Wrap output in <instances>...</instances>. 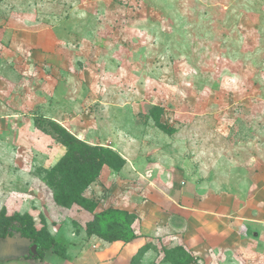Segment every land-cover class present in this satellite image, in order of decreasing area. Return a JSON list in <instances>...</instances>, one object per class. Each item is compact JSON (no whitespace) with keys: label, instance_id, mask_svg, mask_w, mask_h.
<instances>
[{"label":"rangeland","instance_id":"obj_1","mask_svg":"<svg viewBox=\"0 0 264 264\" xmlns=\"http://www.w3.org/2000/svg\"><path fill=\"white\" fill-rule=\"evenodd\" d=\"M0 102V212L70 243L75 264L104 261L81 237V215L97 210L57 205L46 184L65 152L59 128L125 156L120 177L104 170L86 192L131 191L133 222L115 224L122 241L151 233L142 220L158 206L144 200L213 193L217 215L253 230L215 236L206 259L188 263L264 264V0H0ZM150 244L138 264H173L172 242ZM35 249L17 233L0 238V264H61Z\"/></svg>","mask_w":264,"mask_h":264},{"label":"crops","instance_id":"obj_2","mask_svg":"<svg viewBox=\"0 0 264 264\" xmlns=\"http://www.w3.org/2000/svg\"><path fill=\"white\" fill-rule=\"evenodd\" d=\"M0 103V107L2 106V108H4L3 103ZM112 150L117 152L124 159V161L126 160L125 156H123L119 149ZM125 168H128L126 161L123 168L118 172H114L108 167L104 166L98 179L91 185L96 184L97 181L101 180L104 170H110L113 172L112 174L119 175L118 177H120V172L124 171ZM116 183L119 186H122L121 182ZM110 185L108 184L107 186L109 187ZM90 186L85 190L84 196L96 202L97 207L95 210H97V212L95 211V214L109 209L129 212V208H131L130 206H134L132 205V202L138 204L132 199V193L129 190H125L119 197L115 198L113 197L114 195L111 191L107 193V196L109 197L104 196L102 200L98 197H89L86 195V192L89 190V188H91ZM183 192L184 193L182 194L181 198H175V195L172 194H164L165 197L160 196L161 198L159 201H156L155 203L150 202L149 200H144L143 202L147 201L149 204L148 206H158L156 211L159 215H157V218L153 219L152 221L147 216L142 220V222L147 221L150 224L149 226L151 228V233L146 235L134 231V237L127 241L118 240L109 243L95 235H87L86 224L93 219L94 214L81 215L84 218L89 217L83 224V236L81 237L87 239L86 243L91 242L92 247L96 250L93 260L100 259L101 261H104V263L101 262L100 264H130L131 258L137 253V251L141 248L151 246L150 242L155 241L158 243L160 241H165L167 243V241H169L172 242L176 248L180 247L185 252H187L190 255L192 261H198L199 258L206 259L205 256L207 253H209V250H213L212 248L214 246L213 241L215 236L225 237V235L229 232V229L236 230L243 224H245V226L250 225L251 229L253 230L250 219L242 218L241 216L237 217V215H217L216 212H214V207L217 205L218 197L214 196L213 193L210 195L200 196L198 193L193 195L191 192ZM153 197H155V195ZM167 198L171 199L173 202ZM172 198L176 199V201H174ZM178 200L182 201V206L179 205L180 202ZM174 202L176 203L175 205ZM78 209L81 210L82 214H87L85 210L79 207ZM136 220L138 221V216ZM72 235L76 237L75 234ZM58 244L64 248L66 255V258H61L58 256L62 259L60 263L75 264V261L77 260L72 256V254H70L71 250L69 249V247H72V245L69 246L70 243L67 242H60ZM82 246L83 244H79L77 247L80 248ZM221 251H224V249H221ZM66 252L69 254V257H71V261H68ZM206 263L208 264V261H206ZM93 264H95V262Z\"/></svg>","mask_w":264,"mask_h":264},{"label":"trees","instance_id":"obj_3","mask_svg":"<svg viewBox=\"0 0 264 264\" xmlns=\"http://www.w3.org/2000/svg\"><path fill=\"white\" fill-rule=\"evenodd\" d=\"M149 113L156 124L161 109L153 107ZM157 125L164 129L163 125ZM53 126L56 125L53 124ZM58 133L65 152L53 167L46 171V184L50 187L53 200L57 205L64 208H71L75 205L93 213L97 207L96 202L84 196L85 190L98 179L104 166L118 172L123 168L125 161L117 152L108 147L88 145L61 128L58 129ZM122 218L131 220V224L134 216L114 209L94 214L93 219L86 224V233L89 236L95 235L109 243L122 240L119 228L115 226ZM104 222H107L105 228H103ZM30 224V219L27 216L17 214L7 216L2 210L0 212V238L12 237L14 233H17L20 237L31 240L35 245L38 260L43 259L46 251H52L57 256L66 258L61 245L50 237L46 239L40 237L31 229ZM111 225L115 229H110ZM148 249L149 246L139 249L131 258L130 264H138ZM172 254L173 260L170 259L169 251H166L165 257L173 264H189L188 262L191 260L190 255L180 247L173 249Z\"/></svg>","mask_w":264,"mask_h":264},{"label":"water","instance_id":"obj_4","mask_svg":"<svg viewBox=\"0 0 264 264\" xmlns=\"http://www.w3.org/2000/svg\"><path fill=\"white\" fill-rule=\"evenodd\" d=\"M34 251V250H33Z\"/></svg>","mask_w":264,"mask_h":264}]
</instances>
